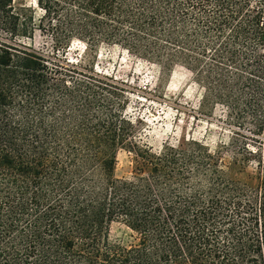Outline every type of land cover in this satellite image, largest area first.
<instances>
[{"label": "trees", "instance_id": "16d2710c", "mask_svg": "<svg viewBox=\"0 0 264 264\" xmlns=\"http://www.w3.org/2000/svg\"><path fill=\"white\" fill-rule=\"evenodd\" d=\"M33 1L0 0V264H264V0ZM73 42L187 70L227 141L153 151L128 86L65 60Z\"/></svg>", "mask_w": 264, "mask_h": 264}, {"label": "rangeland", "instance_id": "374dc122", "mask_svg": "<svg viewBox=\"0 0 264 264\" xmlns=\"http://www.w3.org/2000/svg\"><path fill=\"white\" fill-rule=\"evenodd\" d=\"M24 5L40 13L33 0H14V6ZM20 42L40 53L53 54L49 38L35 32L31 39ZM71 63L92 65L94 70L125 83L129 90L127 116L142 123L143 141L153 151L162 144H175L180 138L188 137L203 142L211 150L227 141L229 132L220 124L222 109L217 108L211 116L199 112L201 90L191 74L183 68H175L167 77L158 66L143 62L116 47L101 46L95 53L85 50L83 44L73 42L60 52ZM116 177H130L131 155L124 151L117 154ZM110 241L123 245L132 242L131 232L121 223L110 228Z\"/></svg>", "mask_w": 264, "mask_h": 264}]
</instances>
